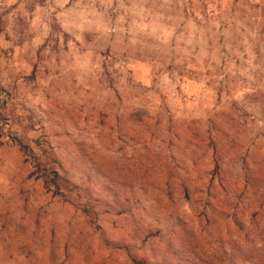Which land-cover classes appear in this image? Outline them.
<instances>
[{"label": "rangeland", "instance_id": "374dc122", "mask_svg": "<svg viewBox=\"0 0 264 264\" xmlns=\"http://www.w3.org/2000/svg\"><path fill=\"white\" fill-rule=\"evenodd\" d=\"M150 263L264 264V0H0V264Z\"/></svg>", "mask_w": 264, "mask_h": 264}, {"label": "trees", "instance_id": "16d2710c", "mask_svg": "<svg viewBox=\"0 0 264 264\" xmlns=\"http://www.w3.org/2000/svg\"><path fill=\"white\" fill-rule=\"evenodd\" d=\"M215 169H217V166H215ZM56 175H57V177H56L57 179L54 178V176H51V172H50L49 174H44L41 177V179L45 183V185H47L50 189H54V192L56 194L60 193L59 191L62 187L69 190L70 184L65 180L66 185H64V186H63V184L61 185V183L58 181L59 176H58V174H56ZM176 191H178L180 194H183L187 199L191 196V194L197 192V190L195 189V186H193L191 184H186V183L178 184ZM166 192L168 194L172 193L170 189H167ZM150 264H153V263H150Z\"/></svg>", "mask_w": 264, "mask_h": 264}]
</instances>
